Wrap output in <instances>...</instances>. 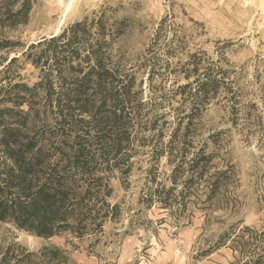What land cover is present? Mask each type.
Returning <instances> with one entry per match:
<instances>
[{"label": "rangeland", "instance_id": "374dc122", "mask_svg": "<svg viewBox=\"0 0 264 264\" xmlns=\"http://www.w3.org/2000/svg\"><path fill=\"white\" fill-rule=\"evenodd\" d=\"M70 1L33 0L26 25L0 27V42L12 43L0 51V69L18 57L12 74L33 86L40 70L22 53L73 24L86 23L90 39L108 41L114 63L135 71L137 84L143 81V101L151 99L143 109L149 114L147 135L155 138L134 155L127 178L112 180V203L121 206L120 222L105 226L93 250L86 241L68 246L74 262L264 264V242L256 238L264 233V0H74L65 15ZM41 51L36 48L32 54ZM188 61L190 74L183 66ZM208 69L222 82L192 118L187 153L189 158L203 148L211 157L204 178L193 184L184 204L173 202L165 209L157 201L144 203L146 186L168 191L176 183L178 196L191 175L185 165L174 182L176 164L167 153L153 160L151 150L159 144L164 148L179 126L185 133L194 105L188 91H174ZM232 92L237 93V121ZM161 133L163 140L157 143ZM218 172L226 175L210 198L206 181H214ZM227 233L231 237L221 243ZM12 241L32 249L42 243L0 224V245ZM52 241L66 243L65 238Z\"/></svg>", "mask_w": 264, "mask_h": 264}, {"label": "trees", "instance_id": "16d2710c", "mask_svg": "<svg viewBox=\"0 0 264 264\" xmlns=\"http://www.w3.org/2000/svg\"><path fill=\"white\" fill-rule=\"evenodd\" d=\"M32 2L0 0V27L26 25ZM90 37L88 25L78 22L29 46L22 57L40 70V80L33 86L12 74L18 57L0 69V224L42 241L34 249L16 241L0 245V264H76L68 246L76 248L77 240L95 249L105 235V226L119 223L122 215L121 206L112 203V180L127 178L134 155L155 140L147 135L149 114L143 109L151 99L143 101V81L137 84L135 71L114 63L108 41ZM11 44L0 42V51ZM36 48L42 51L33 55ZM190 65L189 61L183 65L188 74ZM209 72L174 91H188L194 105L185 133H180L179 126L164 148L159 144L151 150L153 160L167 153L176 164L174 182L185 165L191 175L178 196L174 194L179 188L176 183L168 191L146 186L144 203L157 201L165 209L173 202L184 204L193 184L204 178L211 157L203 148L189 158L187 153L192 118L222 82ZM151 78L149 75L148 80ZM150 90L155 95V87ZM231 94L237 121V93ZM50 118L53 123L46 125ZM163 137L164 133L157 136V143ZM225 175L218 172L214 181H206L210 198ZM230 235L222 236L220 242ZM55 238H65V245L54 243ZM256 238L264 242V233Z\"/></svg>", "mask_w": 264, "mask_h": 264}, {"label": "bare ground", "instance_id": "6f19581e", "mask_svg": "<svg viewBox=\"0 0 264 264\" xmlns=\"http://www.w3.org/2000/svg\"><path fill=\"white\" fill-rule=\"evenodd\" d=\"M73 1H74V0L70 1V3L67 5V8H66V14H65V15H67V14L70 12L71 7L73 6ZM56 34H57V33H56Z\"/></svg>", "mask_w": 264, "mask_h": 264}]
</instances>
